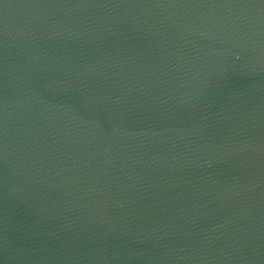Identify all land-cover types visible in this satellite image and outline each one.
<instances>
[{
	"label": "water",
	"instance_id": "95a60500",
	"mask_svg": "<svg viewBox=\"0 0 264 264\" xmlns=\"http://www.w3.org/2000/svg\"><path fill=\"white\" fill-rule=\"evenodd\" d=\"M0 264H264V0H0Z\"/></svg>",
	"mask_w": 264,
	"mask_h": 264
}]
</instances>
